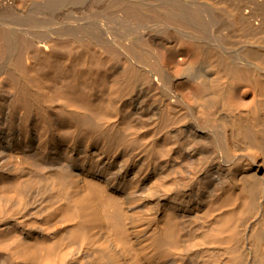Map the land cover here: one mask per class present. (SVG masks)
<instances>
[{"label": "bare ground", "instance_id": "6f19581e", "mask_svg": "<svg viewBox=\"0 0 264 264\" xmlns=\"http://www.w3.org/2000/svg\"><path fill=\"white\" fill-rule=\"evenodd\" d=\"M0 264H264V0H0Z\"/></svg>", "mask_w": 264, "mask_h": 264}]
</instances>
